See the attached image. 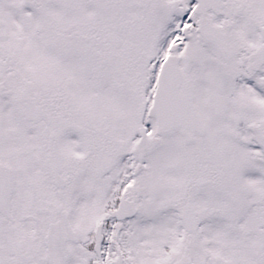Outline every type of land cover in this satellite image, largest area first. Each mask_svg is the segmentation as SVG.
Instances as JSON below:
<instances>
[{
  "label": "snow or ice",
  "instance_id": "1",
  "mask_svg": "<svg viewBox=\"0 0 264 264\" xmlns=\"http://www.w3.org/2000/svg\"><path fill=\"white\" fill-rule=\"evenodd\" d=\"M0 264H264V0H0Z\"/></svg>",
  "mask_w": 264,
  "mask_h": 264
}]
</instances>
